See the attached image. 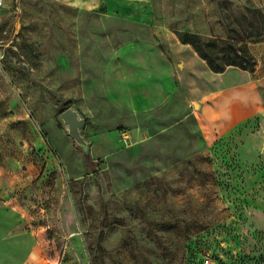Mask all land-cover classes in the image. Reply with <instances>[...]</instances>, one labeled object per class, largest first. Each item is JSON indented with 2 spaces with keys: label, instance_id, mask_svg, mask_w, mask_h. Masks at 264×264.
<instances>
[{
  "label": "rangeland",
  "instance_id": "1",
  "mask_svg": "<svg viewBox=\"0 0 264 264\" xmlns=\"http://www.w3.org/2000/svg\"><path fill=\"white\" fill-rule=\"evenodd\" d=\"M248 6L5 0L0 264H264V41L215 72L178 35Z\"/></svg>",
  "mask_w": 264,
  "mask_h": 264
},
{
  "label": "trees",
  "instance_id": "2",
  "mask_svg": "<svg viewBox=\"0 0 264 264\" xmlns=\"http://www.w3.org/2000/svg\"><path fill=\"white\" fill-rule=\"evenodd\" d=\"M226 35L202 37L196 32H178L183 43L191 44L215 72L234 66L253 70L257 64L252 44L264 41V12L248 6L225 22Z\"/></svg>",
  "mask_w": 264,
  "mask_h": 264
},
{
  "label": "water",
  "instance_id": "3",
  "mask_svg": "<svg viewBox=\"0 0 264 264\" xmlns=\"http://www.w3.org/2000/svg\"><path fill=\"white\" fill-rule=\"evenodd\" d=\"M61 118L64 124L68 127L70 135L82 146L87 145V141L82 135L81 129L85 125V118L81 117L80 113L72 108H67L61 113Z\"/></svg>",
  "mask_w": 264,
  "mask_h": 264
},
{
  "label": "crops",
  "instance_id": "4",
  "mask_svg": "<svg viewBox=\"0 0 264 264\" xmlns=\"http://www.w3.org/2000/svg\"><path fill=\"white\" fill-rule=\"evenodd\" d=\"M71 1L73 2L74 5L78 6V5L86 4L87 2L92 1V0H71ZM133 13H135V12H133ZM117 15L125 17V18H130L131 17V12H126V11L125 12H120V13H117ZM136 15L139 18H143V17L149 18V12L146 11V10L145 11H139V12L137 11Z\"/></svg>",
  "mask_w": 264,
  "mask_h": 264
},
{
  "label": "built area",
  "instance_id": "5",
  "mask_svg": "<svg viewBox=\"0 0 264 264\" xmlns=\"http://www.w3.org/2000/svg\"><path fill=\"white\" fill-rule=\"evenodd\" d=\"M4 6H5V0H0V12L2 11ZM2 67H3V52L2 49L0 48V71L2 70ZM205 261L208 263L210 260L206 259Z\"/></svg>",
  "mask_w": 264,
  "mask_h": 264
}]
</instances>
